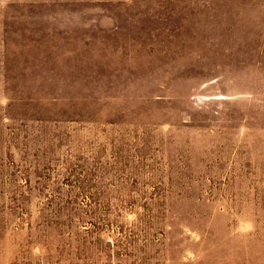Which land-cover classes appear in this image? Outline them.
Here are the masks:
<instances>
[{
  "label": "rangeland",
  "instance_id": "1",
  "mask_svg": "<svg viewBox=\"0 0 264 264\" xmlns=\"http://www.w3.org/2000/svg\"><path fill=\"white\" fill-rule=\"evenodd\" d=\"M0 264H264V0H0Z\"/></svg>",
  "mask_w": 264,
  "mask_h": 264
}]
</instances>
